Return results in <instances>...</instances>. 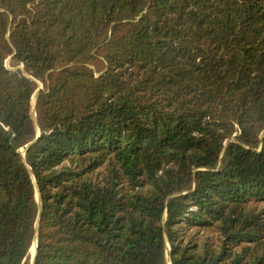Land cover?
Instances as JSON below:
<instances>
[{
    "label": "trees",
    "instance_id": "1",
    "mask_svg": "<svg viewBox=\"0 0 264 264\" xmlns=\"http://www.w3.org/2000/svg\"><path fill=\"white\" fill-rule=\"evenodd\" d=\"M263 134L264 0H0V264H264Z\"/></svg>",
    "mask_w": 264,
    "mask_h": 264
},
{
    "label": "rangeland",
    "instance_id": "2",
    "mask_svg": "<svg viewBox=\"0 0 264 264\" xmlns=\"http://www.w3.org/2000/svg\"><path fill=\"white\" fill-rule=\"evenodd\" d=\"M6 66L7 68H9L11 71H17V70H20L21 73L25 76H28L25 72V70L23 69V66L20 65V66H13L12 62H11V58H9L7 61H6ZM37 84H38V89L36 90L35 94L33 95L32 97V101H31V105H32V116H33V119H34V122H35V125L37 127V130H38V124H37V114H36V109H35V103H36V96H37V92L38 90H40L42 88V84L39 82V81H36ZM22 153H24V150L21 151ZM36 189V187H35ZM36 197L38 199V201H40L39 199V194L38 192H36ZM33 249V248H32ZM35 250V249H34ZM31 254L34 255V253H32V250H31ZM31 257V262H32V256L30 255ZM167 264H171L170 263V258H169V246L167 245Z\"/></svg>",
    "mask_w": 264,
    "mask_h": 264
},
{
    "label": "water",
    "instance_id": "3",
    "mask_svg": "<svg viewBox=\"0 0 264 264\" xmlns=\"http://www.w3.org/2000/svg\"><path fill=\"white\" fill-rule=\"evenodd\" d=\"M8 69H9V68H8ZM23 69H24V66H23ZM29 78H31L32 80H34L32 77H29ZM41 89H42V88H41ZM41 89H40V90H41ZM40 90H38V92H37L36 102H37L38 93H39ZM35 107H36V103H35ZM38 132H39V129H38ZM263 135H264V134H263ZM36 191L38 192V194H39V198H40V193H39V189H38L37 186H36ZM36 199H37V197H36ZM37 202H38V204H39V216H38V220H37V229H38V224H39V222H40V214H41V201H38V199H37ZM32 248L35 249V253H34L33 257H32V264H33V263H34V260H35V257H36V250H37V236H36V240H35L34 245L32 246ZM30 255H31V250H30Z\"/></svg>",
    "mask_w": 264,
    "mask_h": 264
},
{
    "label": "bare ground",
    "instance_id": "4",
    "mask_svg": "<svg viewBox=\"0 0 264 264\" xmlns=\"http://www.w3.org/2000/svg\"><path fill=\"white\" fill-rule=\"evenodd\" d=\"M39 199H40V198H39ZM31 250H32V253H35V250H34V248H33V249L31 248ZM31 256L33 257V255H32V254H31Z\"/></svg>",
    "mask_w": 264,
    "mask_h": 264
}]
</instances>
